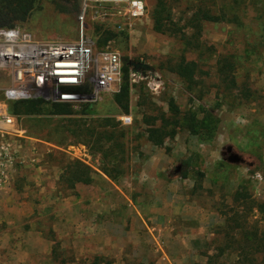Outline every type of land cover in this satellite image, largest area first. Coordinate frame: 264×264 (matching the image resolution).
<instances>
[{"label": "rangeland", "instance_id": "374dc122", "mask_svg": "<svg viewBox=\"0 0 264 264\" xmlns=\"http://www.w3.org/2000/svg\"><path fill=\"white\" fill-rule=\"evenodd\" d=\"M143 1L146 14L129 19L121 5L106 6L95 0H36L25 21L0 28H16L37 40H74L81 27L78 16L85 9L83 34L94 40L97 51L116 52L121 66L114 88L93 103L71 105L75 115L23 117L27 136L37 139L42 149L37 164L30 163L26 151L21 153L24 161L12 169L11 185L15 191L27 192L19 199L24 205L28 203L26 214L36 211L38 205L53 210L67 204L68 209L81 200L84 215H71L74 222L79 219V226L64 238L56 233L63 230L59 216L40 221L49 227L44 237L51 244L38 246L28 234L20 244L19 264H94L97 257L100 264H206L207 257L216 256L214 248L219 241L215 238L224 220L220 212L232 207L235 193L264 203V0H165L172 10L169 28L178 29L198 9L223 17L221 22L182 27L191 41L189 46L176 34L155 32L151 13L157 0ZM180 57L196 62L192 81L167 69ZM225 63L233 68L230 72L235 86L231 89H226L220 79V67ZM125 66L130 84L128 101L122 106H127V112L113 100L123 85ZM10 86L11 76L0 70V96ZM170 99L183 113H194L199 119L204 112L215 116L212 136L197 126L198 135L181 129L163 146H153L146 130L160 123L147 127L142 118L158 113L169 118ZM84 111L95 126L107 120V131L114 126L124 131V138L115 133V139L105 147L122 164L124 174L120 177L121 165L109 163L117 181L100 173L91 184H76L70 190L59 177L67 160H78L92 168L79 159L86 158L99 165V156L94 158L84 144L71 137L72 132L81 131V122L75 120ZM122 117L131 122L123 125ZM101 128L98 130H104ZM28 142H23V149H28ZM66 144L72 156L61 151L53 156L44 152V147L61 150ZM121 144L123 162L118 148ZM226 145L242 158L241 164L223 159ZM111 146L114 148L109 150ZM79 149H85L88 156ZM38 169L48 170L51 177V202L28 195L30 189L40 188L34 179L28 180ZM238 212L245 214L244 209ZM262 217L255 210L248 214L251 222ZM54 224L60 227L58 231H53ZM34 244L40 259L31 251ZM218 259L234 263L236 256L226 254Z\"/></svg>", "mask_w": 264, "mask_h": 264}, {"label": "trees", "instance_id": "16d2710c", "mask_svg": "<svg viewBox=\"0 0 264 264\" xmlns=\"http://www.w3.org/2000/svg\"><path fill=\"white\" fill-rule=\"evenodd\" d=\"M36 0H0V28L12 27L15 21H25L29 12L33 9ZM151 19L153 22V30L157 33H173L179 36V39L184 41L186 45H192L191 41L182 33V27L195 28L201 22H221L223 17L219 14H214L211 11H203L198 9L191 17L178 29L169 28L172 22V10L167 1L157 0L154 6ZM232 23H237L230 21ZM174 66H169V71L176 73L180 78L192 81L197 70V64L194 61L185 62L183 57H180ZM220 69V74L226 89H231L235 86V78L230 71L233 70L230 63L223 64ZM229 69V71L227 70ZM224 72H227L224 74ZM229 72V74H228ZM224 74V76H223ZM123 85L118 93L113 96L114 102L127 112V106H122L124 101H128L129 97V71L125 66L122 68ZM170 117L161 116L159 113L155 116H146L142 118L143 123L147 127L155 125L159 126L148 128L146 130L147 140L156 147L163 146L164 142L173 139L178 130L186 129L190 134L198 135L197 126L209 130V137L212 136L213 130L216 128L217 118L204 112L203 118L199 119L194 113H183L172 99L168 102ZM12 113L15 115L27 116H71L75 115L72 106L65 103L46 102L40 98L30 99L26 101L16 102L11 105ZM80 118L75 122H81L80 132H72L71 137L75 138L80 143L84 144L90 154L95 158L99 156V170L108 177L111 181L118 180L117 175H113L112 169L109 168V163L120 166V177L124 174L122 164L117 162V157L112 156L106 147V142L115 139V133L120 132L121 139L124 138V131L118 126H114L111 131H107L105 124L100 126L91 123V119L86 112H79ZM210 124L212 125L210 128ZM98 127L104 130H98ZM87 135H82V132ZM114 144V143H113ZM108 148V147H107ZM114 147L111 146L109 150ZM120 151L121 162L124 160V144L118 146ZM114 159V162L112 160ZM120 161V160H118ZM93 170L88 165L78 160H67L62 167L60 180L70 189L74 188L75 184L81 183L89 185L93 181ZM245 210V214L238 210ZM257 211L263 217L260 220L253 222L248 220V214ZM224 217L223 224L216 234V240L219 244L215 246L216 256H209L206 259V264H264V203H257L248 195L236 192L232 198V207L228 212H220ZM226 254H234L236 256L234 263H227L218 259ZM101 258L94 259V264H100Z\"/></svg>", "mask_w": 264, "mask_h": 264}, {"label": "built area", "instance_id": "2783aa9c", "mask_svg": "<svg viewBox=\"0 0 264 264\" xmlns=\"http://www.w3.org/2000/svg\"><path fill=\"white\" fill-rule=\"evenodd\" d=\"M106 6H123L129 19L146 14L143 0H95ZM85 9L78 16L76 39L37 40L19 29L0 30V70L11 76V86L0 96V189L13 182L12 169L24 161L18 146L27 136L23 116L12 113L16 102L40 98L69 105L93 103L110 92L121 74L120 57L109 50L97 51L92 38L83 34ZM130 118L122 117L127 125ZM79 151L88 156L85 149ZM35 163V157H28ZM88 163L86 158H79Z\"/></svg>", "mask_w": 264, "mask_h": 264}, {"label": "crops", "instance_id": "0c3cea01", "mask_svg": "<svg viewBox=\"0 0 264 264\" xmlns=\"http://www.w3.org/2000/svg\"><path fill=\"white\" fill-rule=\"evenodd\" d=\"M157 2V1H156ZM145 3V2H144ZM146 5V4H145ZM156 3L154 4V6ZM31 138V137H30ZM29 147L28 149H23L24 144H20L17 148L20 153H24L27 151L28 157L34 156L36 160V164L39 162V157L41 154L38 143V140L32 138L28 140ZM45 154L49 156H53L55 151H61L62 153H66L69 156H72L71 148L67 146H63L61 150H58L57 147L54 146V149L44 147ZM42 151V149H41ZM58 152V153H59ZM35 163H33L35 165ZM88 164L92 167L93 173L92 177H100V173L103 174L99 170V165H95L94 163L88 162ZM53 168V167H52ZM39 170V169H38ZM48 170L40 169L34 175L29 176L28 180L35 181L36 185L40 187L39 189H30L25 190L28 191V195L33 196H40L41 198H46L48 202L50 201L51 196V177L49 173L47 174ZM104 175V174H103ZM105 176V175H104ZM106 177V176H105ZM109 179L108 177H106ZM110 180V179H109ZM81 184V183H77ZM76 185V184H75ZM84 185V184H83ZM72 190V189H70ZM24 191V192H25ZM21 194L27 195V192L21 193V191H15L12 185L8 187H4L0 189V264H19L21 261V256L19 249L21 241L27 237L28 234H31L34 239L35 243L38 246L48 247L50 246V242L44 237V231L49 229V227H45L41 224L40 221L49 220L52 218V215H56L60 217V224L63 225V230L56 232L59 238H64L69 234L70 230H77L79 226V219L74 222L71 215L79 216V214H83V205L81 200H78L76 204L69 205L68 209H66L67 204H60L55 209H51L48 205H38V209L34 212H29L26 214V207L28 203L24 205V203L19 202ZM23 195V196H24ZM42 195V196H41ZM69 196V194H67ZM66 196V197H68ZM67 202V200H66ZM47 204V203H46ZM34 208L30 209L32 211ZM36 209V207H35ZM84 215V214H83ZM81 221L84 220L80 218ZM40 223V224H39ZM76 223V224H75ZM53 231H58L60 227H56L54 224L52 227ZM25 230H30L29 233H25ZM35 245V244H34ZM12 248V249H10ZM28 248H33L32 246H28ZM6 249V250H5ZM31 251H34L36 254V258L40 259L42 256L40 255V250H38L37 245ZM52 252V251H51Z\"/></svg>", "mask_w": 264, "mask_h": 264}, {"label": "water", "instance_id": "95a60500", "mask_svg": "<svg viewBox=\"0 0 264 264\" xmlns=\"http://www.w3.org/2000/svg\"><path fill=\"white\" fill-rule=\"evenodd\" d=\"M222 157L223 159L230 163V164H234V165H237V164H241L242 163V158L233 152V148L231 145H226L223 150H222Z\"/></svg>", "mask_w": 264, "mask_h": 264}, {"label": "bare ground", "instance_id": "6f19581e", "mask_svg": "<svg viewBox=\"0 0 264 264\" xmlns=\"http://www.w3.org/2000/svg\"><path fill=\"white\" fill-rule=\"evenodd\" d=\"M137 75V74H136Z\"/></svg>", "mask_w": 264, "mask_h": 264}]
</instances>
